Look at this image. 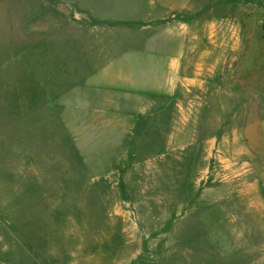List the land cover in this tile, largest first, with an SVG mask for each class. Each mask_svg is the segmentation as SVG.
<instances>
[{
	"label": "rangeland",
	"instance_id": "rangeland-1",
	"mask_svg": "<svg viewBox=\"0 0 264 264\" xmlns=\"http://www.w3.org/2000/svg\"><path fill=\"white\" fill-rule=\"evenodd\" d=\"M248 86L264 0H0V264H264Z\"/></svg>",
	"mask_w": 264,
	"mask_h": 264
},
{
	"label": "crops",
	"instance_id": "crops-1",
	"mask_svg": "<svg viewBox=\"0 0 264 264\" xmlns=\"http://www.w3.org/2000/svg\"><path fill=\"white\" fill-rule=\"evenodd\" d=\"M185 85H187L185 83ZM194 86L203 89L205 86L202 81H195ZM257 93L255 90H252L249 86L247 88L246 93L243 96V99L249 103H244L243 109V125H242V134L244 138V146H243V164H248L251 159L252 151L262 153L264 151V138L262 134H264V120H260V112H256V108L252 109L250 105V101L256 100ZM117 97V96H116ZM126 99H130L126 97ZM260 99V98H257ZM144 108H140L138 110H133V112H153L149 111L148 106H143ZM146 107V108H145ZM99 112H132V110H124V109H101ZM246 160V161H245Z\"/></svg>",
	"mask_w": 264,
	"mask_h": 264
}]
</instances>
